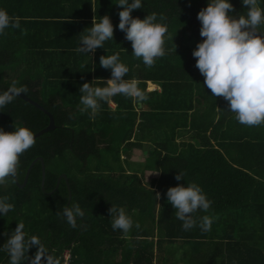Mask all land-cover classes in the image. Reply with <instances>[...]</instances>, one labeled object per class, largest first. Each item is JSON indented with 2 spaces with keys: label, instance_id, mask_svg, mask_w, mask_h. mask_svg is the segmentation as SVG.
Here are the masks:
<instances>
[{
  "label": "trees",
  "instance_id": "16d2710c",
  "mask_svg": "<svg viewBox=\"0 0 264 264\" xmlns=\"http://www.w3.org/2000/svg\"><path fill=\"white\" fill-rule=\"evenodd\" d=\"M54 1L68 7L30 15L31 21L19 20V28L0 35V91L16 81L54 121V128L20 155L15 176L0 184V199L13 205L0 217V248L22 222L55 264H64L66 250L67 264H264V124L238 123L227 102L203 85L192 51L203 39L197 13L207 0H142V8L133 10L140 19L155 13L167 27L166 54L151 68L133 56L116 28L117 0ZM230 2L232 15L245 14L240 0ZM104 15L113 24V41L92 54L77 52L80 35ZM114 53L129 68L125 79H137L147 98L137 104L116 95L89 119L79 110L78 89L84 82L105 86L110 70L100 67L99 57ZM148 81L159 90L147 91ZM47 123L43 111L20 97L0 110L5 131L19 124L35 133ZM146 144L152 148L137 168L142 160L130 158ZM38 157L43 182L37 159L19 186ZM144 170L157 176L144 183ZM177 173L184 180L176 181ZM61 174L68 188L64 178L56 186ZM189 182L211 203L207 211L193 213L196 226L184 230L164 194ZM73 204L84 211L76 228L57 215ZM113 205L133 221L127 235L111 227ZM203 217L212 221L208 231L199 227ZM35 251L30 248L22 264H29ZM0 264H10L6 250H0Z\"/></svg>",
  "mask_w": 264,
  "mask_h": 264
},
{
  "label": "clouds",
  "instance_id": "9594fccd",
  "mask_svg": "<svg viewBox=\"0 0 264 264\" xmlns=\"http://www.w3.org/2000/svg\"><path fill=\"white\" fill-rule=\"evenodd\" d=\"M246 9L243 15H232L233 4L230 0H207L206 6L197 13L200 22L198 42L192 51L195 67L203 76V85L213 96L222 97L227 102V110L234 114L235 120L246 126L264 124V0H240ZM118 11L116 28L124 33V39L130 42L131 53L151 68L156 58L165 53L164 38L167 27L157 21L155 13L147 14L143 19L131 15L133 10L142 8V0H117ZM162 19V18H161ZM18 18L10 17L0 8V35L8 28H19ZM113 41V24L108 15L92 19L79 38L77 52L92 54L96 49H103L106 41ZM100 67L110 70V78L104 80L105 86H92L90 82L80 85L79 103L81 113L88 112L89 119L98 115L101 102L111 97L122 95L133 99L137 104L146 100L144 91L137 79H125L129 68L120 60L119 53L101 55ZM26 89L13 81L6 90L0 91V110L14 101ZM35 143L31 129L23 125H13L12 131L0 128V184L5 178L14 177L19 165V157ZM176 181L184 180L182 173H177ZM159 198V193L156 194ZM167 202L175 210V216L182 221V228L189 230L196 226L193 213L207 211L210 201L202 188L189 182L169 187L164 194ZM13 205L0 199V217L12 210ZM113 231L120 230L127 235L133 227L132 219L123 208L110 206ZM66 219L71 228L77 227V218H83L84 211L79 204L65 206L57 213ZM212 221L202 218L199 227L210 230ZM138 227V225H136ZM24 224L17 223L6 244L0 250H6L10 264H22L25 254L35 248V254L29 264H55L46 254L45 246L37 236L28 237L23 231Z\"/></svg>",
  "mask_w": 264,
  "mask_h": 264
},
{
  "label": "crops",
  "instance_id": "0c3cea01",
  "mask_svg": "<svg viewBox=\"0 0 264 264\" xmlns=\"http://www.w3.org/2000/svg\"><path fill=\"white\" fill-rule=\"evenodd\" d=\"M61 7L67 8L68 4L60 1L57 2L54 0H5L4 2L0 3V8L6 10L10 17L18 18V20L21 21H31V18L34 16L30 15H35L38 12H61ZM146 90H159V87L156 84L148 81L146 83ZM109 105L111 107H114V104L112 102H109ZM145 146H147L149 150L152 148V146L147 144ZM132 157H134V155ZM155 176H157V172L144 170L143 182L147 183L151 177Z\"/></svg>",
  "mask_w": 264,
  "mask_h": 264
},
{
  "label": "water",
  "instance_id": "95a60500",
  "mask_svg": "<svg viewBox=\"0 0 264 264\" xmlns=\"http://www.w3.org/2000/svg\"><path fill=\"white\" fill-rule=\"evenodd\" d=\"M20 98H22L23 100L27 101L28 103H30L31 105H33L34 107L38 108L39 110L43 111V113H45L48 117V123L45 127H43L42 129L38 130L37 132L34 133V136L37 137L39 136L40 134L54 128V121H53V117L52 115L43 107L41 106L38 102L32 100L31 98H29L28 96H26L24 93H22L20 96H18ZM39 159V161L41 162V183L43 182V178H44V166H43V163H42V158L41 157H38V158H35L34 160L31 161L29 167L27 168L26 172H25V176H24V180H23V183L19 186H23L25 184V180L27 178V175H28V172H29V169L31 167V165L37 160ZM61 178H64L65 180V183H66V186L67 188L69 187L68 186V182L65 178V175L64 174H61L58 176L57 178V181H56V186L58 185L59 181ZM70 200V192L68 190V201ZM68 203V202H67Z\"/></svg>",
  "mask_w": 264,
  "mask_h": 264
},
{
  "label": "rangeland",
  "instance_id": "374dc122",
  "mask_svg": "<svg viewBox=\"0 0 264 264\" xmlns=\"http://www.w3.org/2000/svg\"><path fill=\"white\" fill-rule=\"evenodd\" d=\"M148 150V148H147V146H143V148H142V151H140V150H136L135 152H134V157H131L130 158V161L132 162V161H136V162H139L140 163V160H142V163L139 165V166H137V168H139V167H143L144 166V162H145V158L143 157V152H145V151H147Z\"/></svg>",
  "mask_w": 264,
  "mask_h": 264
},
{
  "label": "built area",
  "instance_id": "2783aa9c",
  "mask_svg": "<svg viewBox=\"0 0 264 264\" xmlns=\"http://www.w3.org/2000/svg\"><path fill=\"white\" fill-rule=\"evenodd\" d=\"M68 257H69V254H68V251L66 250L65 252H64V264H67V259H68Z\"/></svg>",
  "mask_w": 264,
  "mask_h": 264
}]
</instances>
